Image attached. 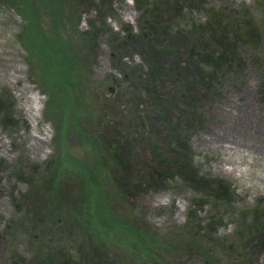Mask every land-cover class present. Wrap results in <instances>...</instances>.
Here are the masks:
<instances>
[{
	"label": "rangeland",
	"instance_id": "obj_1",
	"mask_svg": "<svg viewBox=\"0 0 264 264\" xmlns=\"http://www.w3.org/2000/svg\"><path fill=\"white\" fill-rule=\"evenodd\" d=\"M138 5L0 0V264H264V0Z\"/></svg>",
	"mask_w": 264,
	"mask_h": 264
},
{
	"label": "trees",
	"instance_id": "obj_2",
	"mask_svg": "<svg viewBox=\"0 0 264 264\" xmlns=\"http://www.w3.org/2000/svg\"><path fill=\"white\" fill-rule=\"evenodd\" d=\"M136 2H137V5H138V0H136ZM139 6V5H138ZM140 7V6H139ZM146 11H148L147 10V8H145L144 9V13L146 12ZM147 35H146V38H145V40L146 39H148L149 38V33L148 32H146V31H144ZM144 32H141V36H139L140 37V39L141 40H143L142 38L145 36V34H144ZM126 35H127V37L128 38H132L133 36H134V33L132 32V30L131 29H129L128 31H127V33H126ZM136 36H138V34L136 35ZM140 40V41H141ZM142 43H143V41H141ZM144 44V43H143ZM146 44V43H145ZM148 44V43H147ZM151 47V46H150ZM111 58H112V60H114L115 61V59H114V54H111ZM159 145L158 144H156V143H153L152 145H151V151H153V152H155V154L157 153L158 155H160L161 156V152L159 151V147H158ZM103 148V151H104V153L106 154V158H108V152H106V146H103L102 147ZM158 151V152H157ZM109 156H110V158H113L114 156H113V153H112V156H111V154H109ZM189 157L188 156H186V157H184L183 159H182V161H181V164L183 165V167H185V168H188L189 167V163L187 162V161H189V159H188ZM53 174H54V172H53ZM113 177V176H112ZM63 190H58L57 189V191H56V194H55V197L54 198H56L57 199V201H56V203L57 204H60V205H62V203L61 202H58V201H60L61 200V197L59 196V197H57L58 196V193H61V195H62V197H63V195H66L65 197H66V199H67V197H69L68 198V201H66V199H64V201H66V202H64V204H66V205H68V206H70V208H68V212H70V211H73V212H76V213H80V214H83V202H82V199L80 198V200H79V198H77L76 199V197L75 196H73L72 198L69 196V195H67V194H65L64 192H62ZM71 194V193H70ZM57 195V196H56ZM105 200V199H104ZM103 200V201H104ZM107 201V200H106ZM105 201V202H106ZM108 202V201H107ZM57 207V206H56ZM110 208V205H109V203H105L104 204V207L101 209V214H100V216H103L104 218H107V216H108V212H107V208ZM106 214H105V213ZM55 213V212H54ZM102 213H104V214H102ZM119 223V222H118ZM126 225L124 226L123 225V223H122V226H123V233H125V234H129V235H132L133 237L134 236H136V241H137V243H138V241L140 242V244H141V246L143 247V245L145 246V248H144V250L148 253V255H150V257H151V259L152 260H156L158 263H160V264H164V260H163V258H161V259H159V257H156V255H155V253H154V251H159V249H160V245H158V248L156 249V250H154L153 251V249H152V246H148L147 244H148V239L150 238H147V234L146 233H144V232H141L139 229H137V227L136 226H134V224H131V223H128V222H126L125 223ZM121 226V225H120ZM135 227V228H134ZM83 231H87L86 230V227L85 228H83ZM86 235V234H85ZM139 244V243H138ZM84 245V244H83ZM137 245V244H136ZM85 246V245H84ZM99 247V244L98 243H93L92 244V246H90L89 245V249H90V251L92 252V254H93V256L95 255L96 256V253H99L98 252V248ZM131 249V248H130ZM100 252H102V251H100ZM50 254V252H48L47 253V255H49ZM105 256H101L100 258H99V260H104L105 258H104ZM11 259H13L15 262H13V264H25L26 262H25V260L24 259H22L21 261H17V260H15V258L14 257H12L11 256ZM119 260L122 262V260H123V258H119ZM129 262V264H130V261H128ZM33 264H41L40 263V261H37L36 260V263H33ZM43 264H49V262L48 261H44V263ZM111 264H113V262L111 263Z\"/></svg>",
	"mask_w": 264,
	"mask_h": 264
},
{
	"label": "bare ground",
	"instance_id": "obj_3",
	"mask_svg": "<svg viewBox=\"0 0 264 264\" xmlns=\"http://www.w3.org/2000/svg\"><path fill=\"white\" fill-rule=\"evenodd\" d=\"M4 14L0 13V61L2 68L0 69L3 73L0 75L7 76L8 78H17L16 72L18 70L17 66H14L11 61L12 59L8 57V50L6 49L7 42H9V36L5 33V28L2 25V21L4 20ZM11 70V71H10ZM28 89L27 85L21 86L19 89V98L23 100V110L26 119H39L37 122H29V129L25 133V137L28 141H30V145L32 148H37L39 142L43 139L39 134H41V126L46 127V125L42 122V118H39L40 107L38 106L39 102L41 101L38 95H27L26 90ZM30 99L33 101V105L31 106ZM233 170V169H232ZM231 170V171H232Z\"/></svg>",
	"mask_w": 264,
	"mask_h": 264
}]
</instances>
